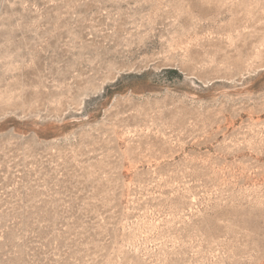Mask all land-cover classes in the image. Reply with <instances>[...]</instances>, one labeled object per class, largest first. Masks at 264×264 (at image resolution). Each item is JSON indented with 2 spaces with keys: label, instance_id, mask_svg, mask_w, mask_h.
Masks as SVG:
<instances>
[{
  "label": "rangeland",
  "instance_id": "1",
  "mask_svg": "<svg viewBox=\"0 0 264 264\" xmlns=\"http://www.w3.org/2000/svg\"><path fill=\"white\" fill-rule=\"evenodd\" d=\"M0 264H264V0H0Z\"/></svg>",
  "mask_w": 264,
  "mask_h": 264
}]
</instances>
